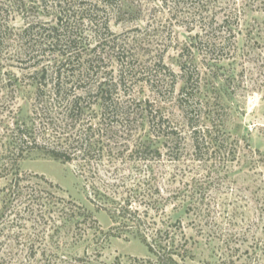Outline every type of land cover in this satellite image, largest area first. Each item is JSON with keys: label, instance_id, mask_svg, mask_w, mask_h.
<instances>
[{"label": "rangeland", "instance_id": "obj_1", "mask_svg": "<svg viewBox=\"0 0 264 264\" xmlns=\"http://www.w3.org/2000/svg\"><path fill=\"white\" fill-rule=\"evenodd\" d=\"M6 1L0 129L32 113L35 64L44 58L48 66L54 50H66L41 46L61 6L71 17L81 12L72 19L73 56L94 73L81 85L126 75L118 96L124 119L94 107L101 155L63 162L33 152L19 163L30 176L20 189L42 198L45 213H22L0 157V264H148L135 261L152 258L139 228L110 211L126 199L149 210L151 228L179 222L172 230L179 245L187 241L186 264H264V0ZM42 48L47 54L36 58ZM191 76L192 105L213 131L202 161L180 108ZM68 200L93 219L65 222ZM115 227L120 237L105 235Z\"/></svg>", "mask_w": 264, "mask_h": 264}, {"label": "trees", "instance_id": "obj_2", "mask_svg": "<svg viewBox=\"0 0 264 264\" xmlns=\"http://www.w3.org/2000/svg\"><path fill=\"white\" fill-rule=\"evenodd\" d=\"M7 2L0 0V58L3 46L7 45L3 36V28L6 27L4 24L6 9L9 7ZM72 3L75 5L74 1ZM63 7L61 6L59 9L56 26L42 30L43 43L41 46L43 45L42 47L45 49L60 47L66 50H54L51 53L54 59L48 66L42 64L44 58L35 64L34 74L38 78V84L32 113L24 119L9 123L6 129H0V132L6 130L4 135L0 133V138L5 139L0 147L2 172H5L4 177L13 176L11 185H14V190L9 193L21 204H26L22 213L29 216H34L36 212L45 213V211L42 208V198L36 196L35 193H25L20 189V183L30 176L20 173L19 163L27 159L33 152H42L63 162L90 161L93 159L91 158L93 154L101 155L103 152V147L99 148L98 146L100 145L99 138L102 137L100 135L102 129L94 127L95 124L92 123V116L95 114L94 107L101 108V117H109V120L113 119L115 122L122 119L125 113L118 98L119 92L122 90L123 78L126 75L124 70H121L118 78H113L111 81L96 78L88 86L81 85L88 81L89 76H94L88 60H83L80 56H73V47L77 43V37L73 34L75 27L72 25V19L77 16L82 18V16L79 10L74 12L71 17L68 15V12L71 11H66ZM89 22L92 25L97 23L94 18H89ZM28 31H34V28H28L26 32ZM35 43H37L34 45L35 47L40 46L38 42ZM46 54V50L42 48L36 58ZM75 61L78 62L79 68L71 70L70 66ZM120 61L123 67L124 62L122 59ZM40 66L41 68H38ZM192 82V76L185 78L180 108L185 112L188 126L191 129L196 159L202 161L205 155H210L211 149H213V131L207 124L208 121L201 119L196 106L192 105ZM159 122V125L162 126V118ZM31 177L44 179L37 175ZM66 204L67 206L63 208L66 215L65 222L75 221L77 227L80 223L77 221L78 217L84 216L86 219H93L92 214L85 212L83 207L75 201L68 200ZM115 205L110 211L116 222L121 221L120 223L124 225L127 224L126 222H132L134 227L139 228L136 237L146 246L152 257L146 260L135 258V261L148 264H186L187 241L183 245H179L177 234L172 230V228L178 227L179 222L170 224L168 226L170 229L151 228L156 223L153 222L154 218L149 215V210L140 211L139 207H133L131 200L128 199L120 200ZM19 208L17 207L18 210ZM141 227L144 229L140 230ZM115 230L116 227L105 235L120 237L119 234L114 233Z\"/></svg>", "mask_w": 264, "mask_h": 264}]
</instances>
